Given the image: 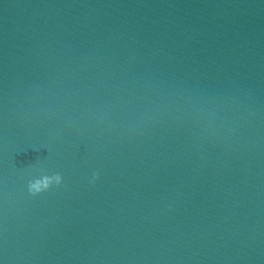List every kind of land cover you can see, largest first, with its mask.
Masks as SVG:
<instances>
[{
    "label": "clouds",
    "instance_id": "clouds-1",
    "mask_svg": "<svg viewBox=\"0 0 264 264\" xmlns=\"http://www.w3.org/2000/svg\"><path fill=\"white\" fill-rule=\"evenodd\" d=\"M61 177L57 174L53 177H48L45 176L41 179H37L34 182H32L30 184V191L35 194V193H39L42 190H46L47 188H49V186L53 183L56 182L57 184L60 182Z\"/></svg>",
    "mask_w": 264,
    "mask_h": 264
}]
</instances>
